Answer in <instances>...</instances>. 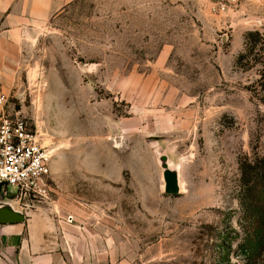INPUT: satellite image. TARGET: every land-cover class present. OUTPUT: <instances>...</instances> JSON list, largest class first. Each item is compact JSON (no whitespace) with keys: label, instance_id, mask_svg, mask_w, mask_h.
Returning <instances> with one entry per match:
<instances>
[{"label":"rangeland","instance_id":"obj_1","mask_svg":"<svg viewBox=\"0 0 264 264\" xmlns=\"http://www.w3.org/2000/svg\"><path fill=\"white\" fill-rule=\"evenodd\" d=\"M78 0L26 35L0 83L53 156L26 217L83 224L99 264H264L236 199L264 106L236 61L264 0ZM156 151L180 174L164 192Z\"/></svg>","mask_w":264,"mask_h":264},{"label":"crops","instance_id":"obj_2","mask_svg":"<svg viewBox=\"0 0 264 264\" xmlns=\"http://www.w3.org/2000/svg\"><path fill=\"white\" fill-rule=\"evenodd\" d=\"M78 0H0V83L34 28ZM0 264H99L86 226L34 215L0 224Z\"/></svg>","mask_w":264,"mask_h":264},{"label":"built area","instance_id":"obj_3","mask_svg":"<svg viewBox=\"0 0 264 264\" xmlns=\"http://www.w3.org/2000/svg\"><path fill=\"white\" fill-rule=\"evenodd\" d=\"M224 11L239 0H213ZM53 156L21 112L12 109L0 86V204L43 201L54 186ZM74 217L67 223L73 225Z\"/></svg>","mask_w":264,"mask_h":264},{"label":"trees","instance_id":"obj_4","mask_svg":"<svg viewBox=\"0 0 264 264\" xmlns=\"http://www.w3.org/2000/svg\"><path fill=\"white\" fill-rule=\"evenodd\" d=\"M242 72H254L255 81L245 87L251 98L264 106V31H250L245 36V47L236 61ZM239 202L243 218L261 236L264 246V154L254 160L240 161Z\"/></svg>","mask_w":264,"mask_h":264},{"label":"water","instance_id":"obj_5","mask_svg":"<svg viewBox=\"0 0 264 264\" xmlns=\"http://www.w3.org/2000/svg\"><path fill=\"white\" fill-rule=\"evenodd\" d=\"M156 157L158 164L162 169L165 194L172 196L178 195L181 190L178 168L170 164L166 154L156 151ZM25 219V215L16 211L11 203L0 204V224L23 223Z\"/></svg>","mask_w":264,"mask_h":264}]
</instances>
